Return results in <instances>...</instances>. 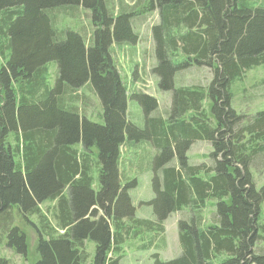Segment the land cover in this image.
<instances>
[{"label": "trees", "instance_id": "trees-1", "mask_svg": "<svg viewBox=\"0 0 264 264\" xmlns=\"http://www.w3.org/2000/svg\"><path fill=\"white\" fill-rule=\"evenodd\" d=\"M79 5L91 9L95 22L88 41L55 24L56 12L72 14ZM107 9L102 0H0V230L6 245L26 252L24 234L8 225L16 207L23 217L38 214L35 264H121L115 255L122 242L162 233L165 218L186 205L196 213L189 210L188 220L178 222L180 255L159 264H209L219 254L226 256L221 264H264V183L249 173L264 154V111L241 124L230 107L232 82L264 65V0H150L148 9L159 15L152 71L158 85L172 91V102L163 119L149 115L157 107L153 97L133 95L142 124L128 119L127 88L111 55L112 44L136 41L132 11L114 16ZM50 62L57 66L53 87ZM193 63L212 70L205 91L173 80ZM86 84L100 100L99 122L74 103L75 90ZM202 138L212 146L206 170L189 164L186 154L190 142ZM139 141L157 150L149 161L155 197L147 202L155 220L134 216L130 184L120 181V148ZM46 199L54 202L55 224L39 209ZM209 200L216 202L217 223L203 228L196 207ZM90 240L94 255L87 263Z\"/></svg>", "mask_w": 264, "mask_h": 264}, {"label": "rangeland", "instance_id": "rangeland-1", "mask_svg": "<svg viewBox=\"0 0 264 264\" xmlns=\"http://www.w3.org/2000/svg\"><path fill=\"white\" fill-rule=\"evenodd\" d=\"M104 6L108 8L105 13L110 11L112 15L121 13L120 11H132L130 26L135 34L136 41L133 43L122 42L119 45H111V55L115 62V67L127 88L128 110L127 116L130 122L142 124L144 113L141 106L133 98L135 94H143L153 97L157 102V107L149 115L160 116L165 119L171 107L172 91L162 89L159 83V76L152 71L156 65V42L152 34V26L159 23L158 10H149L150 0H102ZM55 24L58 29L62 26L80 32L86 41L91 37L95 28L93 15L90 8L77 6L72 14L63 11L56 12ZM178 55L176 60L181 59ZM57 76V66L55 62L47 65V81L53 87ZM212 77V70L204 64L185 65L176 73L173 80L176 85L185 87H197L206 90ZM230 107L234 112L241 116V124H249L252 117L259 111H264V65H258L248 69L244 74L235 79L231 86ZM77 97L74 103L88 119L99 122L102 111L101 103L95 91L88 85H84L75 90ZM204 113L210 112L207 99H203L201 109ZM193 112H189L185 117H189ZM212 120L207 119V123L213 124ZM10 141L14 144L11 137ZM212 150L211 143L205 139H194L190 142L186 154L189 164H204L205 170L210 168L209 152ZM156 148L147 141H139L134 146L122 145L120 148L118 168L121 185H129L128 195L134 206V216L140 219L155 220L154 205L151 202L155 193L152 189V173L150 162L156 153ZM172 164V163H170ZM175 164V162H174ZM249 173L258 183H264V154L255 158V162L249 166ZM93 187H97L99 172L95 173ZM215 201L209 200L197 205L199 221L201 227L213 226L217 223L215 215ZM212 204V205H211ZM54 202L46 200L39 204V209L52 221L50 214ZM213 207V208H212ZM196 213L183 205L171 212L162 222L163 231H152L153 234H142L135 239L122 242L119 254L121 264H159L177 258L180 255L181 247L178 240L179 220H188L190 212ZM98 215L102 210H98ZM38 214L26 215L23 217L16 207L10 209L9 227H16L18 233L24 234L26 252L14 251L6 245L8 239L6 231L0 230V260L7 261L8 264H35L39 259V254L35 249L38 239L34 227L38 224ZM150 238L152 241L149 242ZM93 241L87 244L86 253L88 254L87 263L94 255ZM157 256V257H155ZM226 258L225 254L217 255L209 264H221ZM86 264V262L84 263Z\"/></svg>", "mask_w": 264, "mask_h": 264}, {"label": "bare ground", "instance_id": "bare-ground-1", "mask_svg": "<svg viewBox=\"0 0 264 264\" xmlns=\"http://www.w3.org/2000/svg\"><path fill=\"white\" fill-rule=\"evenodd\" d=\"M46 87V86H45ZM96 179V178H95ZM91 187V186H90ZM47 200V199H46ZM57 201V200H56ZM212 205V204H211ZM213 208V207H212ZM20 211V210H19ZM110 221V220H109ZM111 224V223H110ZM39 236V235H38ZM40 238V237H39ZM115 239V238H114ZM40 241V240H39Z\"/></svg>", "mask_w": 264, "mask_h": 264}, {"label": "clouds", "instance_id": "clouds-1", "mask_svg": "<svg viewBox=\"0 0 264 264\" xmlns=\"http://www.w3.org/2000/svg\"><path fill=\"white\" fill-rule=\"evenodd\" d=\"M118 15V14H117ZM115 16V15H114Z\"/></svg>", "mask_w": 264, "mask_h": 264}]
</instances>
